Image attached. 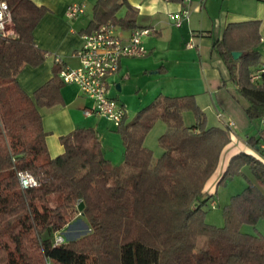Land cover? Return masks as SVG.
<instances>
[{
  "label": "trees",
  "instance_id": "16d2710c",
  "mask_svg": "<svg viewBox=\"0 0 264 264\" xmlns=\"http://www.w3.org/2000/svg\"><path fill=\"white\" fill-rule=\"evenodd\" d=\"M0 1L9 7L13 30L0 36V264H264V235L240 232L242 224L264 217V161L244 152L230 159L219 184L245 164L254 182L223 205L222 227L205 223L204 206L213 201L205 185L230 143V130L206 126L193 95H160L131 119L124 115L115 129L124 148L121 165L105 158L92 127L62 136L63 152L49 157L38 107L61 103L60 67L33 97L17 81L24 66L35 67L48 55L33 38L47 9L32 0ZM124 5L97 0L83 33L106 22L132 31L148 28L129 5L118 15ZM259 24H230L213 43L246 102L249 121L264 116V73L250 80L264 68ZM233 51L241 57L234 59ZM184 111L194 115L192 125L184 124ZM157 120L166 131L158 138L163 152L154 159L144 140ZM18 173L30 174L36 185L20 187ZM82 218L89 224L85 234L54 244L57 232Z\"/></svg>",
  "mask_w": 264,
  "mask_h": 264
},
{
  "label": "crops",
  "instance_id": "0c3cea01",
  "mask_svg": "<svg viewBox=\"0 0 264 264\" xmlns=\"http://www.w3.org/2000/svg\"><path fill=\"white\" fill-rule=\"evenodd\" d=\"M32 1L47 9L33 31V38L37 47L47 51L48 55L42 63L35 67L24 66L17 75L19 86L31 97L37 88L52 78L56 56L68 67L78 65L74 51L82 44L83 31L89 24L93 5L97 0ZM71 3L83 4L85 10L76 19L68 20L65 12ZM126 5L136 11L141 26L152 30V33L143 39L147 54L141 58L148 57L146 61L154 59L156 72L162 74L164 78L167 77L166 85L162 87L164 95H193L202 110L211 108V105L215 108L221 106L223 110L227 109L237 116L239 122L237 128L243 130L244 135L236 133L231 130L232 127L223 123L232 132L230 143L224 148L218 167L204 189L205 193L213 198L211 205H215L214 195L217 192L219 178L222 177L230 159L241 152L258 155L257 145L253 146L252 144L257 139L258 142L264 140V132H260L262 128L259 119L249 121L246 118L243 111L246 102L238 94L237 86L230 81L227 67L214 50L213 43L223 38L228 25L259 20L261 40L257 49L260 59H264V0H188L185 3L179 0H125V5L118 10V15L121 10L122 14L120 15L125 13ZM183 8L188 10V19L180 27H175L168 15ZM120 29L124 38L131 31V29ZM189 41L194 44L193 48L184 47L185 43ZM126 59L131 58L121 59L117 72L126 67ZM123 60L125 61L123 62ZM57 79L60 80L59 76ZM228 84L234 85V93L229 90ZM110 86L109 83V89ZM185 90H190L191 94H183L186 92ZM59 92L61 103L52 107H38L42 126L47 134L48 155L51 158L63 152L61 137L77 128L92 127L96 130L101 143L100 127L95 119L102 116L84 114L85 110L92 106L91 99L83 95L75 84L63 83ZM85 99H89L91 104ZM183 113L181 114L183 115ZM227 120L233 122L232 118ZM254 121L258 125L256 133H252L253 131L249 133L250 123ZM105 158L112 157L107 155ZM243 168L248 169V166L245 164L241 171ZM247 180L254 182L248 178ZM214 183H217L215 188Z\"/></svg>",
  "mask_w": 264,
  "mask_h": 264
},
{
  "label": "rangeland",
  "instance_id": "374dc122",
  "mask_svg": "<svg viewBox=\"0 0 264 264\" xmlns=\"http://www.w3.org/2000/svg\"><path fill=\"white\" fill-rule=\"evenodd\" d=\"M122 14V10L119 15ZM176 27V26H175ZM187 44V43H186ZM185 47V45H184ZM148 57L145 58H131L126 59V67L123 70L117 72L114 76L109 78V83L111 84L110 89H108L109 97H116L117 103L121 105L128 119H131L138 109L151 103L155 97L158 95H164L165 92L162 91V87H165L167 77H163L162 74H158L157 68H154V59L146 61ZM157 60V59H156ZM125 60H123L124 62ZM260 63L264 65V59H260ZM157 67V66H156ZM234 85L228 84V88L231 92H235ZM183 94H191L190 90H185ZM229 91V92H230ZM174 93V92H173ZM172 94V93H171ZM175 95V94H173ZM91 104L89 99H85ZM204 101L206 99L203 98ZM235 101V99H234ZM208 102V101H207ZM93 105V101H92ZM225 109V108H224ZM203 113L206 116V126L211 127H223L229 121L228 118H232L234 127L231 130L236 131V133L244 135L243 130L238 129L237 116L229 112V110H223V107L219 106L215 108L211 105V108L203 109ZM221 116V117H220ZM99 125V133L101 139V149L105 157L111 155L112 158H106L110 161L112 165H121L124 162V148L122 141L117 132H115L116 125L107 120L104 117L96 118ZM183 121L185 125H192L195 122L194 115L190 111H185L183 113ZM236 125V126H235ZM251 129L248 132L256 133L258 128L257 122L254 121L250 123ZM166 124L157 120L152 128L149 130L145 137V146L153 152L154 159H158L162 154V149L159 146L158 138L166 131ZM230 138H231V133ZM248 179L253 180L249 170L243 168L239 174H235L231 177L224 178L218 187L217 183H214V188L217 187V192L214 195L215 205H211L209 201L206 206H204L203 219L205 223L214 225L216 227H222L224 225L223 219V205H225L230 196L239 193L248 184ZM89 229L88 222L82 218L79 220H74L69 223L64 230L57 232L60 233L64 238V241L72 238L80 237L85 234ZM240 232L248 234H261L264 235V217H261L255 225L252 224H242L240 226ZM204 238L198 239V246H204ZM48 264H57L53 261H49Z\"/></svg>",
  "mask_w": 264,
  "mask_h": 264
},
{
  "label": "built area",
  "instance_id": "2783aa9c",
  "mask_svg": "<svg viewBox=\"0 0 264 264\" xmlns=\"http://www.w3.org/2000/svg\"><path fill=\"white\" fill-rule=\"evenodd\" d=\"M169 1V0H165ZM188 0H182L187 2ZM85 7L80 3L68 5L65 16L68 20H73L84 13ZM174 26L180 27L188 19V10L183 8L168 15ZM121 29L110 23L101 25L93 33L82 35L81 46L74 51V56L78 60L76 67H68L56 56L54 63L60 67L59 78L64 84H75L83 95L93 101V105L86 109L84 114L89 116L95 114L112 121L116 126L122 121L125 112L117 100L109 97L108 78L117 72L119 62L123 58H141L147 54L143 45V39L152 33L149 28H138L131 30L124 38ZM12 30V17L9 7L5 1H0V36L10 35ZM186 48H193L192 42L185 43ZM264 73V68H259L250 76L254 81L259 75ZM233 122H228V127H233ZM260 127L264 129V116L260 118ZM257 153L260 160L264 161V140L258 142ZM20 187L27 188L36 185L35 179L28 173H18ZM35 181V184L33 183ZM64 237L60 233L54 236V244L64 242Z\"/></svg>",
  "mask_w": 264,
  "mask_h": 264
},
{
  "label": "water",
  "instance_id": "95a60500",
  "mask_svg": "<svg viewBox=\"0 0 264 264\" xmlns=\"http://www.w3.org/2000/svg\"><path fill=\"white\" fill-rule=\"evenodd\" d=\"M231 55H232V57H233L234 59H238L239 57H241L242 53H240V51H233V52L231 53ZM80 203H81V202H80ZM81 205H82V204H80V208H81Z\"/></svg>",
  "mask_w": 264,
  "mask_h": 264
},
{
  "label": "clouds",
  "instance_id": "9594fccd",
  "mask_svg": "<svg viewBox=\"0 0 264 264\" xmlns=\"http://www.w3.org/2000/svg\"><path fill=\"white\" fill-rule=\"evenodd\" d=\"M33 183L35 184V181H33Z\"/></svg>",
  "mask_w": 264,
  "mask_h": 264
}]
</instances>
